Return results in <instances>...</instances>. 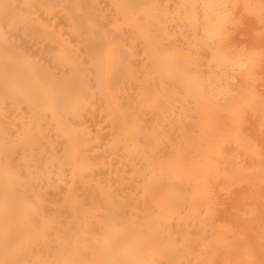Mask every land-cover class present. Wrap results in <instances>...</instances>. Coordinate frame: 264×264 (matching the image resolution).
Listing matches in <instances>:
<instances>
[{
	"label": "bare ground",
	"instance_id": "bare-ground-1",
	"mask_svg": "<svg viewBox=\"0 0 264 264\" xmlns=\"http://www.w3.org/2000/svg\"><path fill=\"white\" fill-rule=\"evenodd\" d=\"M0 264H264V0H0Z\"/></svg>",
	"mask_w": 264,
	"mask_h": 264
}]
</instances>
